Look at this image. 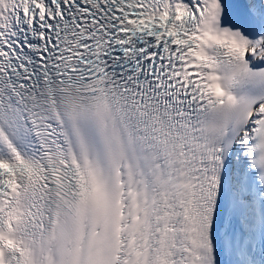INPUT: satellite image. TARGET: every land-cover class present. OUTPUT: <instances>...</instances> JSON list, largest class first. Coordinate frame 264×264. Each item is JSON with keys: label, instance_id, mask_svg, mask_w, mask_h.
Instances as JSON below:
<instances>
[{"label": "snow or ice", "instance_id": "snow-or-ice-1", "mask_svg": "<svg viewBox=\"0 0 264 264\" xmlns=\"http://www.w3.org/2000/svg\"><path fill=\"white\" fill-rule=\"evenodd\" d=\"M0 264H264V0H0Z\"/></svg>", "mask_w": 264, "mask_h": 264}]
</instances>
